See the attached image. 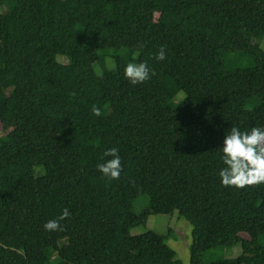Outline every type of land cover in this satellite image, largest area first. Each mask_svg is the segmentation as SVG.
Returning <instances> with one entry per match:
<instances>
[{
	"label": "trees",
	"instance_id": "trees-1",
	"mask_svg": "<svg viewBox=\"0 0 264 264\" xmlns=\"http://www.w3.org/2000/svg\"><path fill=\"white\" fill-rule=\"evenodd\" d=\"M263 39L264 0H0V122H17L0 134V264H184L171 229L131 233L176 210L189 264H264V183L219 177L231 127L264 128ZM141 62L155 75L132 85Z\"/></svg>",
	"mask_w": 264,
	"mask_h": 264
},
{
	"label": "clouds",
	"instance_id": "clouds-1",
	"mask_svg": "<svg viewBox=\"0 0 264 264\" xmlns=\"http://www.w3.org/2000/svg\"><path fill=\"white\" fill-rule=\"evenodd\" d=\"M157 61L166 59L163 47L155 55ZM152 72L146 62L128 63L124 69V76L132 85L143 84L150 79ZM92 114L96 117L102 116L100 107L93 104ZM221 159L225 167L219 172L221 183L225 187H236L244 189L246 186L264 183V128L252 127L250 131H241L232 126L225 135L223 147L221 148ZM104 162L96 165L97 170L109 180L120 178L122 162L117 148H110L104 152ZM70 217L68 208H64L61 215L55 220H49L44 224L46 231H63L60 223Z\"/></svg>",
	"mask_w": 264,
	"mask_h": 264
},
{
	"label": "rangeland",
	"instance_id": "rangeland-1",
	"mask_svg": "<svg viewBox=\"0 0 264 264\" xmlns=\"http://www.w3.org/2000/svg\"><path fill=\"white\" fill-rule=\"evenodd\" d=\"M264 47V39L260 40ZM60 59V56H59ZM65 61L67 58L64 59ZM17 125L16 121H11L8 125L3 126L0 122V134L14 128ZM149 202L147 194L141 195L134 203L136 212H141L145 209ZM172 230V236L169 239V244L177 251L179 258L184 264L190 262V247L193 244V226L184 217L180 216L176 210L173 214H152L146 224L135 226L131 229L132 234H141L153 230L158 233H167ZM241 244L231 248H216L206 254V259L211 260L218 257L234 258L242 254Z\"/></svg>",
	"mask_w": 264,
	"mask_h": 264
}]
</instances>
